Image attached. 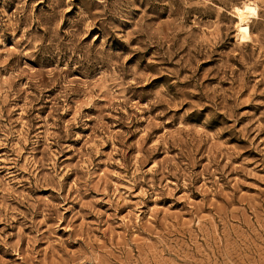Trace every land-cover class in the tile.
<instances>
[{
  "label": "rangeland",
  "instance_id": "1",
  "mask_svg": "<svg viewBox=\"0 0 264 264\" xmlns=\"http://www.w3.org/2000/svg\"><path fill=\"white\" fill-rule=\"evenodd\" d=\"M0 264H264V0H0Z\"/></svg>",
  "mask_w": 264,
  "mask_h": 264
},
{
  "label": "bare ground",
  "instance_id": "2",
  "mask_svg": "<svg viewBox=\"0 0 264 264\" xmlns=\"http://www.w3.org/2000/svg\"><path fill=\"white\" fill-rule=\"evenodd\" d=\"M256 12L255 6L251 2H244L242 6H235L234 13L236 17V38L239 41L250 40V29L248 25L249 16Z\"/></svg>",
  "mask_w": 264,
  "mask_h": 264
}]
</instances>
